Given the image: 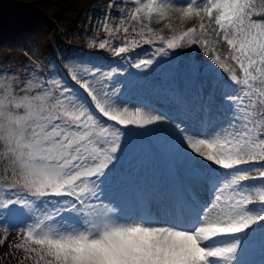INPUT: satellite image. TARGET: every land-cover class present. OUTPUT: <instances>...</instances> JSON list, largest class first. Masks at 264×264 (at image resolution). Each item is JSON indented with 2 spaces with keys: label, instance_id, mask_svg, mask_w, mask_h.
I'll return each mask as SVG.
<instances>
[{
  "label": "snow or ice",
  "instance_id": "obj_1",
  "mask_svg": "<svg viewBox=\"0 0 264 264\" xmlns=\"http://www.w3.org/2000/svg\"><path fill=\"white\" fill-rule=\"evenodd\" d=\"M106 8L89 42L117 59L0 66V244L15 231L33 264H248L264 252V0Z\"/></svg>",
  "mask_w": 264,
  "mask_h": 264
},
{
  "label": "rangeland",
  "instance_id": "obj_2",
  "mask_svg": "<svg viewBox=\"0 0 264 264\" xmlns=\"http://www.w3.org/2000/svg\"><path fill=\"white\" fill-rule=\"evenodd\" d=\"M3 3L1 4H6V2L10 3L12 7H18V5L23 4V5H27L26 3L29 2H38L37 7H40L41 4H45L47 3V0H2ZM51 1V0H50ZM66 2H63L61 0H56V5L51 4V6L48 7L47 10H44V13L47 17V20L45 21H49L52 25V27H48L47 30H45V41L47 40V38H49V36L47 35L49 31H56L57 25L54 24L55 19H57V15H52L53 13H55V11L62 7L64 3H67V0H65ZM28 6V5H27ZM67 6V7H66ZM64 6V14L61 15V17H67L69 14L67 11L68 9V5ZM257 6H259V3L257 4ZM0 11H4V6L0 7ZM73 15V14H72ZM71 15V17H72ZM63 19V18H62ZM98 19L95 20V22H97ZM67 18H65V20L63 21L64 24H67ZM31 23V22H30ZM30 23H23L22 21L17 22L18 25V30H22L23 28H21L23 25L26 24H30ZM116 23H118V21H116ZM191 22H188V24H190ZM96 24V23H95ZM159 25L157 24H153L152 27L154 29H157ZM39 27V25H38ZM38 27L36 28H31L29 32H27V34L22 37L19 38L18 41H14L12 40L13 35L16 34L15 32H11L9 29H7L6 27L3 28V33L4 36H1V50H0V63L3 61V65L4 68L7 66L9 69H13L15 70L16 68L14 67V64H10L7 65L8 63V59H6L5 57L8 56L9 52H13L15 57H18V54L21 53V57L23 58V60H21V63H24L25 65H30L32 67H39L40 65H36L33 60L31 59L32 57H38L40 58V60H42V56L43 53L41 52L42 49V45L44 42V38L40 37L39 34H41L42 32H44L42 29H44V26H42L40 29H38ZM176 29H180L181 27H183L182 25H177V26H173ZM68 28V27H67ZM69 29V28H68ZM63 30V29H62ZM18 31V32H19ZM104 34V35H101ZM106 34L103 31H93L92 30V34L90 36L87 37V43L90 44L89 42V38H95L98 40H102L104 39L103 37ZM80 38L79 36H76L75 39H73L74 41H78ZM92 47H98V45H91ZM222 50L223 51H227L226 46L222 45ZM203 59H207L206 57H202ZM0 65V66H3ZM41 69V68H40ZM4 237V232L2 230H0V238ZM21 240L20 238L17 236V233L15 231L10 232L7 235V239L4 240L3 244H0V264H33V259H26V253H24L23 251H19L16 250L15 248L12 247V245L20 243ZM260 248L259 245H251L249 247V251L253 250V249H257ZM249 251L247 253V255L249 254ZM245 256L244 259L247 260L249 257Z\"/></svg>",
  "mask_w": 264,
  "mask_h": 264
},
{
  "label": "trees",
  "instance_id": "obj_3",
  "mask_svg": "<svg viewBox=\"0 0 264 264\" xmlns=\"http://www.w3.org/2000/svg\"><path fill=\"white\" fill-rule=\"evenodd\" d=\"M63 1V0H61ZM65 2V1H63ZM3 3L2 0H0V7L4 6V11H3V16L1 18L0 26L2 28L0 29L1 36H3V28L6 27L10 31H16L18 29V25L16 22L22 21L23 23H30V22H35L39 24L38 29H40L42 26H44V29H42L44 32H42L39 38L43 37L44 42H43V48L44 45H46L47 41H45V30L50 26L45 20H47V17L44 13V10H47L51 4L56 5V0H47V3L41 4L40 7H37V9H32L28 7L27 5L20 4L18 7H12L10 3L6 2V4H1ZM80 2L78 0L74 1L73 6L70 7V11H74V8L77 4ZM70 23H73V16L70 21ZM40 24H42L40 26ZM41 30V29H40ZM10 64H14L16 66L17 63H15L14 59H9Z\"/></svg>",
  "mask_w": 264,
  "mask_h": 264
},
{
  "label": "bare ground",
  "instance_id": "obj_4",
  "mask_svg": "<svg viewBox=\"0 0 264 264\" xmlns=\"http://www.w3.org/2000/svg\"><path fill=\"white\" fill-rule=\"evenodd\" d=\"M63 1H65V0H63ZM70 1H73V0H70ZM66 2V1H65ZM63 6H66L65 5V3L63 4ZM67 7V6H66ZM179 26V25H181L178 21H173V26ZM2 28V26H0V29Z\"/></svg>",
  "mask_w": 264,
  "mask_h": 264
}]
</instances>
